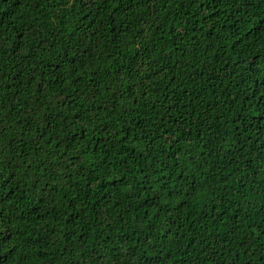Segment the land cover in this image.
Here are the masks:
<instances>
[{"label": "trees", "instance_id": "1", "mask_svg": "<svg viewBox=\"0 0 264 264\" xmlns=\"http://www.w3.org/2000/svg\"><path fill=\"white\" fill-rule=\"evenodd\" d=\"M0 264H264V0H0Z\"/></svg>", "mask_w": 264, "mask_h": 264}]
</instances>
